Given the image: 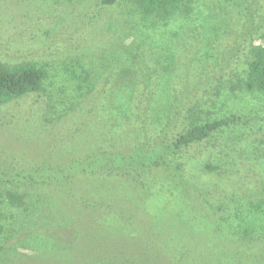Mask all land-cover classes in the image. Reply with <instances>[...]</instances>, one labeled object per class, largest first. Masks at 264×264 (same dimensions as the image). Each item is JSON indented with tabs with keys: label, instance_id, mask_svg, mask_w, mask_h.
<instances>
[{
	"label": "rangeland",
	"instance_id": "rangeland-1",
	"mask_svg": "<svg viewBox=\"0 0 264 264\" xmlns=\"http://www.w3.org/2000/svg\"><path fill=\"white\" fill-rule=\"evenodd\" d=\"M263 3L203 0L207 12L221 20L211 30L214 34L209 39L210 50L199 38L189 37L196 36V24L181 25L185 34L174 36L170 44L163 41L162 47L156 49L159 58L148 61L149 65L155 64L153 67L138 57L145 74L140 83L141 93L121 100L114 96L120 91L114 87L111 76L118 64L131 61L128 56L135 48L131 41L133 35H145V30L149 33L132 4L125 0L113 4L102 0H0V61L8 64L35 61L44 64L50 74L44 89L0 104V221L4 227L0 235V264H87L84 259L93 255L104 256L92 259L97 264H126L128 257L136 259V264H155L150 261L155 248L149 241L158 240V233H162L158 241L165 246V255L159 264H185L188 259L192 260L190 264H222L219 263L222 250L228 253V264H264V233L247 234L236 225L239 218L235 207L243 211L242 217L247 216L246 196L259 197L264 193L258 182L264 179L260 171L264 168L253 165L255 160L243 162L244 155L253 156L255 152L260 158L264 150V134L253 123L264 122V110L250 93L243 98L228 96L227 101L221 100L190 119L205 118L207 113L210 117L222 113L239 116L246 111L243 119H247L248 125L225 129L226 133L216 134L211 141L191 150L192 154L196 151L200 155L194 173L179 170L180 179L174 178L181 194L195 193L197 203L191 202L187 209L177 206L176 195H172L149 212L136 206L135 215L124 214L136 217L138 223L131 228L121 231L102 224L90 228L89 218L99 215L105 220L101 208L81 219L69 209L77 210L82 216L83 203L76 196L81 178L73 181L76 195L43 184L44 179L64 166L61 162L103 150L104 138L91 133L93 126L101 132L105 125L111 124L125 123L130 129L134 126L141 131L155 125L161 127L168 111H179L191 94H196L225 65L232 49L224 32L228 30L230 38L235 39L245 28L238 23L245 21L236 16L239 10L244 13L249 7L255 13ZM178 21L179 18L175 23ZM248 23L249 28L253 27L251 21ZM207 29L204 27L202 31ZM165 62L174 69L169 86L161 85L156 79L158 71L165 70ZM82 68L92 72L93 86L88 94L82 88L83 81L77 77L84 74ZM111 96L113 99L108 101ZM251 131L254 136L248 137ZM255 132L259 134L255 136ZM253 142L259 144L258 149L253 146L250 149ZM72 154L81 156L70 158ZM77 161L75 166L68 167L70 171L90 167L76 166L82 162ZM206 161L218 165L219 172L205 173L202 167ZM131 173L136 175L133 170ZM87 179L82 182L91 188L99 185L102 195L106 182L104 186L113 189L117 186L122 193L127 191L131 198L135 195L138 200L137 182L133 185L117 179L103 178L102 182L91 176ZM223 181L228 182L226 188L221 186ZM8 190L23 195V204L10 202ZM226 194L230 206L220 207L224 206L222 200ZM89 198L97 206L103 202L99 194ZM134 235L143 247L139 249L145 252L142 257L137 255L139 249ZM187 238L193 239L195 245L189 249L186 260H180L174 255L175 248L186 249L183 244ZM168 247L170 252H165ZM64 256L66 260L60 258ZM112 259L116 263H111Z\"/></svg>",
	"mask_w": 264,
	"mask_h": 264
},
{
	"label": "trees",
	"instance_id": "trees-1",
	"mask_svg": "<svg viewBox=\"0 0 264 264\" xmlns=\"http://www.w3.org/2000/svg\"><path fill=\"white\" fill-rule=\"evenodd\" d=\"M102 1L105 4H113L117 0ZM125 1L136 8L139 21L143 23L144 26H147L150 35L146 30L144 32L145 35L140 37L138 34L133 35L134 39H131V41H134L135 48L129 52L128 56V58H131V61L128 62V60H126L118 64L117 70L111 76L113 78L112 82L115 85L114 87H118L120 91L119 95L115 94L114 96H117L121 100H124L127 96L131 99L133 95L137 96L141 93L140 83L143 81L145 74L140 68L139 56H141V60L148 65L150 58L154 60L155 58H159L156 49L162 47L164 40L170 44L174 36L185 34V29L181 26L183 24L187 26L196 24L198 26V28L195 29L196 36L191 35L189 37L202 40L209 51V39L214 34L211 30H214V27L221 22L217 15L207 12V9L203 5V0ZM263 1L259 0V3H263ZM263 9L264 3L261 5V9L257 8L255 13H253L249 7H246L244 13H241L239 10L240 14H236V16L245 21L244 23L238 21V23L241 22L245 28L235 39L230 38L228 30L224 32L229 42H231L230 48L232 49L231 52L229 51L228 57L225 58V65L221 67L216 75L209 78L206 82L207 84L205 83L206 85H204L203 88H198L196 94H194V92L191 94L188 103L184 105L185 107L183 106L175 113L168 111L165 115L166 120L161 127L158 128L157 125H155L153 128H146L141 131L138 127L134 126L130 129L127 124L123 123L121 126L117 124L105 125L104 130L101 132L96 130L93 126L91 133L99 134L104 138L103 150L99 152L95 151L93 154L86 155L83 158H77L81 155L75 156L76 154L70 156V158L75 156L74 158L82 161L76 166L87 164L90 167H84L82 171L73 172L70 171L68 167L75 166V163H78L77 159H71L69 162H61L64 166L59 167V170L53 172V176L44 179L43 184L54 187L55 190H65L68 193L76 195L73 181L81 178L78 195L76 196H78L83 203L81 207L82 216L78 215L76 212L77 210L72 208L69 209L72 215L81 219L85 215L94 212L96 209L100 210L99 208H101L100 212L105 214V220H102L99 215L89 218L87 221L91 224L90 228H96L100 224L108 228L115 226L121 231L126 227L131 228L134 224L138 223L136 217H126L124 214L135 215L137 211L136 206H138L139 209L149 212V210H152L153 206L172 195H176L177 206L181 208L187 209V207L191 206V202L197 203L194 198L195 193L192 192L190 195L181 194L179 189L180 185L176 184L174 181V178L180 179L179 170L194 173L195 162L199 160L200 155L198 156L196 151L192 154L191 150L200 143L211 141L216 134L222 132L226 133L225 129L239 127L242 124L245 126L248 125V121L247 119H243L246 111L239 116L236 114L222 113L210 117L207 113L205 118L197 120L190 119L193 118L196 113L202 112L203 109L206 111L209 110L211 105L213 106L221 100L227 101L228 96L238 98L241 96V98H243L245 94L248 93L258 100L259 108L264 110ZM178 18V23H175V20ZM248 21L252 22L253 27L249 28L250 24ZM234 23H236V21ZM209 25L213 26L207 29ZM231 26L232 24L230 23V30ZM204 27H206L207 30L202 31ZM160 30L163 31L161 32ZM232 32L233 31H231V33ZM166 63L167 62L163 63L165 70L158 71L156 79L161 85L164 84L169 86V77L173 74L174 69L171 64ZM154 65L155 64L149 66L153 67ZM82 69L84 74L77 77L83 81L84 84H81L82 88H85L86 94H88L90 88L93 86L92 72L87 68ZM49 76L50 74H48L47 67L35 61L13 64L0 61V104L26 93L44 89L45 86L43 85ZM152 78L154 77H151V79ZM114 96L109 97L108 101H111ZM188 111H194V114L191 113L190 115ZM153 113L160 117L157 110H154ZM253 123L255 127L260 129L264 134V122L254 121ZM78 134H76V136ZM258 134V132H255V136ZM249 136H254V133L251 131L248 137ZM133 137L136 139H133ZM249 142L251 141L247 140V143ZM252 146L258 149L259 144L253 142V144H250V149ZM243 151L247 154L245 150ZM249 152H251V150H249ZM184 153L187 155L183 156ZM244 156L245 160L243 162H252V160H255V163L252 162L253 165L258 166L260 164V168H264V164H262L264 161L260 160H264V150L261 152L260 158L256 156L255 152L253 156ZM218 168V165L208 161H206L202 167L205 173H217V171L219 172ZM132 170L136 172V175H132ZM260 171L263 175L264 171ZM34 172H37V170H34ZM35 175L36 173L34 176ZM90 176L94 179H99L98 181L101 182L103 178L107 181L110 179L128 181L133 185L137 182L136 189L138 191V200L135 195L131 198L132 195L128 194L127 191L122 193L116 185L114 189L104 186L107 185L106 182L103 185L102 195L99 185L98 187L96 185L95 188H91L89 185L82 182L84 179L88 181L87 177ZM258 182L262 184L261 191L264 192V179ZM225 183L228 184L227 181L221 183V186L224 188H226ZM96 194L101 195V197L103 196V202H101L102 204L99 206L95 203L92 204V200L89 198V196H96ZM7 196L10 202H21L20 205L23 204V195L19 192L16 193L8 190ZM125 201L128 203L123 204ZM222 201L224 202V206L220 207L230 206L228 194L223 197ZM246 203L247 208L249 206L248 215L250 216L247 215L242 217L243 211H241L239 207H235L237 217L239 218L236 225L247 234L252 231H261L264 233V193L259 197L246 196ZM104 206L105 208H103ZM133 206L135 207V211H132ZM72 210H74L73 213ZM3 229V224L0 221V235L3 233ZM150 230H152L151 227ZM133 237L137 239L139 249L141 247V242L136 235ZM161 238L162 233H158V240ZM158 240L155 238L149 241L152 242V248H155V252L151 255L150 261L155 264L162 263L163 255H165L163 251L165 246ZM176 242L175 240V243ZM194 245L195 242L193 239L187 238L183 244L186 249L182 250V248L176 246L174 255H178L180 260H186L189 249ZM157 249L159 252H157ZM170 249L169 247L166 248L165 252H170ZM114 252L115 251L112 253ZM195 252L198 253L199 250L196 249ZM144 253V250L139 249L137 255L142 257ZM220 254L219 263L228 264V253L222 250ZM115 256L117 259V253H115ZM101 257L104 256L93 255L84 260H86L87 264H97V262L92 261V259H101ZM60 258L64 260L67 259L66 256ZM214 260L215 259L212 258V261ZM110 262L113 263L115 261L112 259ZM125 263L136 264L137 260L128 257ZM190 263H192L191 259L185 261V264Z\"/></svg>",
	"mask_w": 264,
	"mask_h": 264
}]
</instances>
